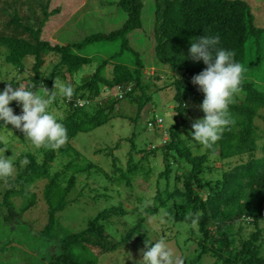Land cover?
Wrapping results in <instances>:
<instances>
[{
	"label": "trees",
	"instance_id": "16d2710c",
	"mask_svg": "<svg viewBox=\"0 0 264 264\" xmlns=\"http://www.w3.org/2000/svg\"><path fill=\"white\" fill-rule=\"evenodd\" d=\"M259 5L262 0H155L154 56L157 64L169 65L174 70L182 71L181 78H175L174 101L176 103L175 123L167 129L170 139L165 148L170 153L184 158L191 166V170L182 176H176L174 189L171 183L159 188L152 206L144 205L149 214H158L161 207H166L169 202L174 205L171 214L175 222L191 224L194 221L199 226L197 255L186 261L200 264L204 256L208 255L217 259L222 264H264L262 251L264 242V127L257 123L258 117H263L264 87H258L256 82L249 77L257 72L261 62V41L264 27L255 23L252 4ZM53 0L39 3L43 7L44 18L39 25H30V20L22 19L17 13L12 14L7 24H12L15 31L25 36L14 34H0V73L5 64L12 65L19 73L26 70V61L33 60L31 75L28 80L33 85V91L43 92L46 88L51 90L54 82L71 84L74 95L71 100L57 99L52 104L59 109H65V116H59L60 122L67 129V141L70 142L80 132H91L116 117L127 118L119 114L121 100H129L138 105V115L152 99L149 93L153 85L144 82V68L146 62L138 51L133 50L136 57V68L132 70L128 65L117 62L113 65L111 76H107L105 67L110 59L102 60L97 70L86 75L80 80V73L86 66L93 63V58L82 55L76 50L89 43L103 40H122V49L130 48L128 34L143 26L142 11L143 0H119L118 5L126 11L127 18L123 25L110 33H93L79 43L60 44L45 34L47 22L61 11L60 6H52ZM5 7L10 2L5 1ZM0 5V14L9 13ZM10 14V13H9ZM2 22V20H0ZM6 24V26H7ZM21 28V29H20ZM27 35V36H26ZM218 36V47L234 52L235 60L245 69L242 74L240 91L234 96L229 105V112L233 123L227 126L212 148L204 149L201 154H193L182 138L184 114L188 111L189 102L199 106L204 94L198 85L192 83V77L203 71L207 65L203 60L196 61L189 54L191 39L199 36ZM255 57L251 58V51ZM57 57V59L49 60ZM156 64V63H155ZM44 67V68H43ZM76 76L68 81L67 75ZM14 83V82H13ZM18 85V83H14ZM28 85V84H27ZM104 88L107 92L118 86L123 87L121 96L111 97L99 101ZM107 87V88H106ZM42 90V91H41ZM78 101H82L80 106ZM107 103V104H105ZM51 105V106H52ZM14 114H21V107L15 102H10ZM133 119V117H131ZM163 117L155 116L149 121L157 127L156 121ZM264 118V117H263ZM135 119V118H134ZM13 128L22 132L11 124L5 126L0 123V132ZM23 135H25L22 132ZM3 142L0 137V148ZM134 146L133 148H135ZM44 158L38 162L34 152L26 154V167L19 168L18 177L11 183L13 187L4 193V202L0 206L9 209L7 218L10 226L25 223L15 214V203L11 197L31 195L27 191L37 180L48 178L44 188V196L49 206V222L42 231L46 242V257L44 264H98L99 256L119 250L123 245L133 243L132 239L139 240L145 234V219L140 212L134 216L138 220L130 222V229L121 240H116L110 232L111 218L115 215L125 216L127 210L123 204L106 206L92 218L87 226L68 234L54 232L57 215L70 204L68 199L74 188L75 178L69 180L68 185L63 182L68 170H74V162H69L65 168L50 175V165L57 158L56 149L42 147ZM61 153L71 155L74 148H58ZM172 151V152H171ZM214 156L215 164H211ZM117 160L116 158H114ZM217 162H219L217 164ZM212 167H211V166ZM88 167L79 168L86 170ZM170 164L167 160V169L162 177L170 178ZM142 166L129 162L126 171L119 169L121 174L114 179L118 183L125 181L131 186L132 177L137 174ZM150 170H145L148 176ZM216 176L210 178L208 175ZM49 176V177H47ZM121 185V184H120ZM206 194L205 197L203 194ZM35 195V194H34ZM25 205L19 215L34 203L35 196ZM100 195V194H99ZM96 196V199H101ZM259 205L257 214L250 213L248 208L252 204ZM5 214V213H3ZM200 214V215H199ZM21 216V215H20ZM243 221L246 225H253L255 231L242 243L240 248L234 247V229H230L234 222ZM28 224V223H26ZM56 245L55 251L52 246Z\"/></svg>",
	"mask_w": 264,
	"mask_h": 264
},
{
	"label": "rangeland",
	"instance_id": "374dc122",
	"mask_svg": "<svg viewBox=\"0 0 264 264\" xmlns=\"http://www.w3.org/2000/svg\"><path fill=\"white\" fill-rule=\"evenodd\" d=\"M5 1L12 4L5 7ZM262 1L260 5L257 2L251 4L255 23L264 27V0ZM40 2L45 4L47 0H0L2 8L5 7L10 13L0 14V20H2L0 34L25 36L15 31L17 26L7 24L11 20L10 16L15 13L24 21L29 19L30 25L37 27L39 21L44 18L41 9L44 4L41 6ZM118 2L119 0H53L52 6H60L61 11L47 22L45 34L60 44H73L83 41L93 33H110L119 29L127 18L126 11L118 5ZM143 3V26L128 34L130 48L122 49V40L118 39L95 41L76 51L94 60L80 73V80H84L86 75L93 74L102 60L110 57V62L105 67L107 76L112 75L113 65L117 62H122L134 70L137 66L133 50L138 51L146 62L144 82L153 85L149 90V93H152V99L145 105L140 115H138L137 103L121 100L118 111L120 115L127 116L126 119L116 117L91 132H80L70 142L66 140L61 146L75 150L68 155L56 148L58 156L49 167L50 175L64 169L69 162H74V169H76V171L69 169L64 176L66 180L64 184L68 185L72 176L75 178V184L68 197L70 204L57 215L54 228L56 236L78 232L87 226L90 217L95 216L106 206L123 204L128 212L127 215H115L110 223V232L113 237L121 240L131 228L130 222L134 224L138 220V217L134 215L140 212L144 216L145 234L143 237L139 240H130L133 246L123 245L117 251L100 255L98 264H137L142 259V250H146L144 242L148 238V233L154 239H163L167 243L173 252L172 264H188L186 259L196 257L198 251L199 226L197 222L194 221L191 224L175 222L171 216L174 212L172 202H169L166 207H161L158 214H149L144 209V205L152 206L154 203L158 185L159 188H165L166 182L169 181L171 183L169 188L174 189L176 176L183 177L192 166L184 158L171 155L172 153L166 156L168 150L165 144L170 139L167 129L175 123L177 113L174 101L176 91L172 82L175 78H181L183 72L174 70L169 65L157 64L154 56L155 0H143ZM254 57L255 51L252 50L251 58ZM261 57L257 72L249 77L256 82L258 87H264V34L261 41ZM56 59L57 57H51L49 60L55 61ZM0 60H4V56H1ZM33 64V60H27L26 70L23 73H19L12 65L5 64L1 70L0 79L16 77L18 83L27 85L30 83L28 78L31 75ZM76 76L72 77L68 74V81L73 82ZM65 82L67 84V81ZM8 83H12L13 88L18 87L12 81L0 80V90H3ZM104 87L99 97L100 102L101 100L109 101V98L115 97L114 92L117 93L120 90L116 87L110 88L107 92ZM62 98L58 95L59 100L63 101ZM187 108L188 111L183 117L181 135L193 154H201L205 146L191 139L190 130H192V124L205 114L199 106L190 102ZM49 111L58 117L66 115L65 109H59L54 105L50 106ZM20 112L22 113V109ZM261 113L264 117V109ZM155 116L163 117L165 124L162 128L148 124L149 120ZM263 117L257 118V123L262 127H264ZM0 137L3 142L0 149L8 148L5 155H11L15 164L13 176L9 179H0V203L3 204L4 193L13 187L11 182L18 177L19 168L26 167V154L34 152L38 162H42L44 152L43 149L41 150L42 147L36 148L22 132H16L13 128L1 131ZM134 146L136 147L133 148ZM167 160L171 166L169 180L161 176L167 169ZM129 162L132 166H142V169H139L132 177L131 186H127L125 181L118 183L114 179L120 176L119 169L127 170ZM211 164H215L214 156L211 158ZM88 166L90 167L86 170H78ZM145 170H150L148 176L145 175ZM208 176L216 177L212 174ZM47 182L48 178L37 180L27 189L31 192V195L28 194L27 197L22 194L11 197L15 203L14 210L18 215L17 218H21L25 223H19L17 219H14L12 222H16L15 226H10L7 223L8 219L2 217L8 216L9 209L0 206V264H44L46 262V242L42 231L49 222V206L44 196ZM99 194H106V196L96 199L95 197L100 196ZM33 195L35 196L34 203L20 216L21 209L32 200L30 197ZM203 195L205 197L206 194ZM248 210L250 213L257 214L259 205L252 203ZM260 225L264 227V221H261ZM230 229L235 231L234 247L237 246V248H240L242 243L255 231L253 225H246L243 221L234 222ZM51 249L55 251L56 245ZM262 251L264 254V242ZM200 264L222 263L206 255Z\"/></svg>",
	"mask_w": 264,
	"mask_h": 264
},
{
	"label": "clouds",
	"instance_id": "9594fccd",
	"mask_svg": "<svg viewBox=\"0 0 264 264\" xmlns=\"http://www.w3.org/2000/svg\"><path fill=\"white\" fill-rule=\"evenodd\" d=\"M219 43L218 36L203 35L192 38L189 48L192 59H202L207 65L192 77V83L198 85L204 94L199 107L205 115L197 119L190 130L191 139L206 148H212L221 139L225 128L233 123L229 105L240 91L245 71L243 65L235 60L234 52L218 47ZM0 80L18 83L16 77ZM57 95L71 100L74 88L71 84L55 81L51 90L46 88L41 93L33 91L31 84L18 83V87L13 88L12 83H8L0 90V123L20 129L36 148H59L67 140V129L60 118L49 111ZM12 101L21 107V114H14L10 107ZM7 150L6 147L0 149L3 153L0 154V179L11 178L15 171L14 159L5 155ZM144 246L146 250H142V259L137 264H172L173 252L163 239H154L148 233Z\"/></svg>",
	"mask_w": 264,
	"mask_h": 264
},
{
	"label": "built area",
	"instance_id": "2783aa9c",
	"mask_svg": "<svg viewBox=\"0 0 264 264\" xmlns=\"http://www.w3.org/2000/svg\"><path fill=\"white\" fill-rule=\"evenodd\" d=\"M118 88L120 89L117 93L114 92L115 96H121V94H123V87L122 86H118ZM79 102V105L82 106L83 105V102L82 101H78ZM156 124H158L157 127H163V122H162V118H158L157 121H156ZM149 125L150 126H153V123L149 121Z\"/></svg>",
	"mask_w": 264,
	"mask_h": 264
}]
</instances>
